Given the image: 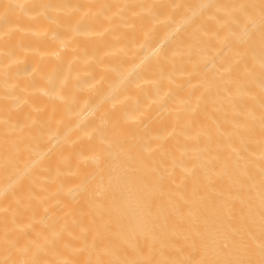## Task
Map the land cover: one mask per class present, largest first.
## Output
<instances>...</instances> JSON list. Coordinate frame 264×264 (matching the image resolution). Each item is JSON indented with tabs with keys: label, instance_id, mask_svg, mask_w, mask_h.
I'll list each match as a JSON object with an SVG mask.
<instances>
[{
	"label": "bare ground",
	"instance_id": "obj_1",
	"mask_svg": "<svg viewBox=\"0 0 264 264\" xmlns=\"http://www.w3.org/2000/svg\"><path fill=\"white\" fill-rule=\"evenodd\" d=\"M0 264H264V0H0Z\"/></svg>",
	"mask_w": 264,
	"mask_h": 264
}]
</instances>
